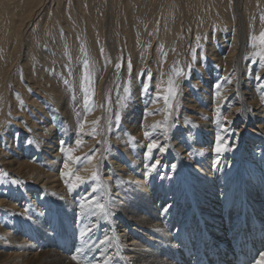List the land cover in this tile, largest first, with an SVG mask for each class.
I'll return each mask as SVG.
<instances>
[{"label":"bare ground","instance_id":"obj_1","mask_svg":"<svg viewBox=\"0 0 264 264\" xmlns=\"http://www.w3.org/2000/svg\"><path fill=\"white\" fill-rule=\"evenodd\" d=\"M186 1L189 7L183 8L186 4L180 5L178 0H0V101H6L3 93H8V85L13 84L16 93L14 91L11 96V107L14 112H21L22 120L33 130L28 133L21 123L22 133L18 137L12 138L13 141L6 137L8 146L0 140V166L12 170L16 180L27 183L26 188L12 191L9 188L12 185L6 182L0 188V209L9 213L21 212L25 217L31 216L32 210L48 211V203L57 201L69 205L66 212L71 209L76 215L72 223L64 210L54 212L51 206L52 216L47 222L20 223L3 228L9 226L3 221L9 214L1 210L0 238L7 237L10 230L17 232L11 239H5L7 243L0 242V264H110L117 258L122 264H178L173 263L178 257L171 252L168 259L153 253L152 236L148 234L151 229L162 228L166 218L180 217L179 206L189 193L194 196L188 201L197 204L201 214L208 218L217 217L219 210L224 213L231 210L232 217L240 219L241 207L253 211L257 206L252 203L256 189L251 185H261L264 180L257 182L255 177L248 175L246 168V181L238 173L248 161L236 159L246 156L254 169L260 165L264 168V45L259 39L264 32V0ZM50 4L55 8L52 9ZM189 17L190 22L184 23ZM156 21L162 26L157 45ZM110 22L112 27H120L118 32L123 38L120 41L126 42V58H130L135 66L131 106L118 124V130L109 134L105 125L106 131L99 130L95 134L99 141L95 138L89 141L85 132L81 135L71 133V122L80 127L79 111L72 108L58 74L65 78L77 74L72 79H79L81 64H84H78L76 59L87 49L91 60L83 69L85 72L91 69L93 79L100 81L95 84L97 112L82 118L85 121L82 120L81 126L85 128L96 116L101 117V88L110 74L111 62L116 60L115 50L118 49L117 40L113 39L112 43L106 40ZM183 26L185 30L193 27V43L189 44L188 56L191 60L198 57V73L191 85L197 89L187 94L185 102L188 106L179 119L163 128L165 103L160 95L164 90L165 74L160 77L153 67V76L148 72L142 75L140 68L149 51L154 62L163 46H169L167 51L177 49L183 37ZM28 27L33 28L29 31ZM207 28L213 31L208 34ZM198 39L205 42L202 54L203 48L196 46ZM153 42L155 47L151 49ZM49 61L58 65L57 71L52 65L56 71L52 74ZM101 64L106 65L104 70ZM75 65L79 70L73 73L65 68ZM250 68L256 71L253 75L248 73ZM43 80L48 87L42 85ZM34 88L38 97L31 93L32 97H29L26 90ZM21 101L26 103L25 107V103L19 106ZM188 110L193 112L192 117ZM106 118H102L104 122ZM43 135L50 136L44 143ZM218 142L222 148L220 152L216 151ZM79 144L81 147L77 146ZM149 145H154L150 152ZM257 146L260 154L253 157L250 151ZM79 153L84 160L74 163L73 157ZM214 163L216 166L210 168ZM230 165L235 168L229 169ZM189 167H199L198 172L207 175L195 177V189L185 183ZM142 169L165 173L170 170L172 176L179 172L182 177L180 187L176 189L169 185L168 190L165 186L154 187L149 194H145L147 191L132 192L133 201H127L123 206L113 204L110 196L122 197L131 186L129 182L135 181L133 179ZM224 171L229 172L230 177L223 174ZM77 177L83 178V183ZM136 182L138 184L140 180ZM77 191H83L88 201L73 197ZM164 203L170 210L163 211L157 221L156 210ZM16 204L27 209L18 211ZM258 209V215H262V208ZM166 226L170 228L169 224ZM235 226L220 224L218 230L228 235ZM47 229L54 241L45 239L39 246L42 251L24 239L36 240ZM193 230L187 227L177 236L194 233ZM206 230L210 236L207 227ZM74 231L78 234L74 242L76 249L65 256L63 253L70 247L68 235ZM99 235L100 240L94 243ZM210 240L216 246L218 241L211 236ZM4 245L14 251L5 252ZM263 257L264 254L261 259Z\"/></svg>","mask_w":264,"mask_h":264},{"label":"rangeland","instance_id":"obj_2","mask_svg":"<svg viewBox=\"0 0 264 264\" xmlns=\"http://www.w3.org/2000/svg\"><path fill=\"white\" fill-rule=\"evenodd\" d=\"M178 1H179L180 5L186 4V6H184L183 8L189 7L186 0H178ZM50 5H51L50 7L52 9L55 8L53 6V4H50ZM190 20H191V18L186 19V21L184 23L188 24L190 22ZM181 22H182V20H181ZM183 25H185V24H183ZM154 26H155V42L157 45L156 40H157L160 32H162V30H161L162 26L157 21L155 22ZM109 27H110V29L107 30V33H106V35H107L106 40L109 43H112L113 39L117 40L118 49H117V51L115 50L116 60L111 62V70L109 72L110 74H108L109 76L107 77L106 81L104 82V85L101 88L102 89V101H101L102 105L101 106L103 108L101 117L102 118H104V116L107 117L105 120L106 123L104 122V120L101 117L96 116L93 123L88 124V126L85 128L82 127L83 125L81 126V124L83 123L82 120H84L82 118H84V117L88 118L90 115H93L95 112H97V110H95L97 107V105H96V103H97L96 85H97V82L100 81V80H98V78H96L97 80L93 79L94 74L91 73V69H89V71H86L87 73L85 72V69H83V66H86L85 62H88L91 60L88 50L84 49V51H82V53H83L82 56L80 58L76 59V60H78V64L81 62H83V64H84V65L81 64L82 72L79 71V74H78V77L80 80L77 79L75 81L76 78L72 79L74 76H77V74H75V75L73 74V76L70 77L71 79L65 78V75L58 74L59 80L63 82L62 86L63 87L65 86V88H64L66 90L65 95H66V97H68V99H70L72 108H75V111H79L77 113L79 118L77 116V119L79 120L78 122H79L80 127H78L77 124H73L71 122V125H72L71 133L75 134V132H77L78 135H81V133L85 132L86 134H84V133L83 134L86 136V138L89 141H91V139H93V138H95L96 140L99 141V136H97L95 134L99 130L100 131H102V130L106 131V129H105L106 126H107V130H109L107 133H109V134L114 130H118V124L120 125L121 121L123 120L122 118H124L126 116V113L131 106V100H132L131 84L133 82V74H134L133 72L135 71V66L131 62L130 58H126V55H125L126 46L124 45V44H126V42H125V40L122 41L123 40L122 36L120 37V32H118L120 27L118 29L115 27H112L111 22L109 23ZM185 27H186V25H185ZM185 27H184V31H183V37L181 39L182 41L180 40V42L178 43L177 49L167 51L166 48L169 46L168 45L163 46L161 48V54L159 56H157V59L154 61L155 63L152 61L153 57H151V54L149 51V55L148 56L146 55L147 58H146L144 64L142 65V67L140 68V72L142 73V75H144L148 72L149 76L150 75L153 76V74H154L153 67L160 73L159 74L160 77H162V73L165 74V76L163 77L164 90L160 95L161 101H163L165 103L164 104L162 102L165 105V108L162 109V111H163L162 118H164L163 124H165L163 128H167V126L170 127L174 121L179 119L182 111H185L186 106H188L185 102V98L187 97V94L190 92V90H193V89L196 90L197 89V87L195 85H193V86H195L196 88L192 87L191 85L193 84L192 83L193 77L196 78L195 74L198 73V71H197L198 57L196 56L193 60H191V58L188 56V52H189V48H190L189 44L193 43V41H192L193 40V27L191 29L187 28L188 30H185L186 29ZM208 27L211 28V25H209ZM32 28L33 27H28L27 29H29V31H31ZM210 28H207L208 34H210L211 31H213V30H211L212 28L211 29ZM113 29H114V31H113ZM184 32L186 34H184ZM188 32H189V34H188ZM187 35H189V36H187ZM120 38L122 39L121 41H120ZM185 38L186 39L188 38V39L186 40ZM200 38H203V36L202 37L200 36ZM198 40L199 41H197L198 44L196 46L198 47V49L203 48V50L200 51L202 54L203 51L205 52V49H204L205 48V45H204L205 42L203 43L204 40L203 41H200V39H198ZM155 42H153L151 49L155 47ZM187 43H188V45H187ZM199 44H200V47H199ZM178 46H180V47H178ZM197 47H196V51H197ZM147 49H149V47ZM205 55H206V53H205ZM104 61H105V59H104ZM207 61L208 60L206 58V62ZM20 63H22V62L20 61ZM53 64H54L53 67L57 71L56 67L58 65L56 63L51 64V62L49 61V67L48 68L50 70V73L56 72V71H54V68H52ZM213 64L215 65V63H213ZM117 65H119V67H117ZM101 66H102L101 68L104 70L106 65L101 64ZM250 66L252 67V64ZM65 68H67V70H69V71H72V73L76 72V69L79 70L76 65L73 68L67 67V66ZM73 70H75V71H73ZM64 71H65V69H64ZM83 72H84V74H83ZM255 72L256 71L253 70V68H250V70L248 71V73L250 75H253ZM168 73H169V75H168ZM219 73H221L220 69H219ZM243 75H244V73H243ZM141 78L142 77L140 76V79H138L139 82H140ZM43 84H45V87L49 86L45 80H43L42 85ZM189 85H190V88H188ZM10 86H11V88H10ZM170 89H171V91H170ZM146 90L147 89H144V91H146ZM14 91L16 93V88L13 86V84L8 85V93H5L3 91L4 92L3 94L6 97V101L5 100L0 101V109H1L0 110V140L4 141V143H2V144H7V138H6L7 136H9V138H11L10 141H13L12 138L18 137V135L20 133H22V131H20V129L22 128L21 123L23 124L24 128H27L28 133L33 131L30 128V126L29 127L27 126L28 123L22 120L23 119L22 115H20L21 112L20 113L18 111L14 112V109H12L13 106L11 103L12 102L11 96L14 93ZM26 91H27V93L29 91V93H28L29 97H32V96L33 97L35 96V98L38 97V94H37L38 91L35 90V88L34 89H28ZM30 93L32 94V96ZM6 94H8V95H6ZM120 95H121V97H120ZM166 97H167V100L165 99ZM24 103L25 102L21 101L19 103V106H21V105L23 106ZM5 104H6V107H5ZM9 104H11V105H9ZM3 105L8 110V112L3 107ZM25 105H26V103L24 104V107H25ZM26 108H28V107L26 106ZM187 113L190 117L193 116V112H191L190 110H188ZM73 115H74V113H73ZM73 115H72V117H74ZM160 124H161V120H160ZM169 127H168V129H169ZM73 134H71V135H73ZM32 137L37 139V137H35L34 135ZM42 137H44V135ZM44 138H42L43 143H44V141H47L48 138H50V136H45ZM61 142H63L62 144H64V139H62ZM17 143H19V141H17ZM8 145L9 144H7V146ZM93 145H95V144H93ZM21 146H23V144L20 145V148H21ZM77 146L81 147L80 144ZM24 147H25V144H24ZM6 149H7V147H6ZM251 152H252L253 157H258V153L260 154V150L258 149V146L256 147V149L253 148L250 151V153ZM80 154L81 153H79L78 155L73 157L74 163L76 161L82 162L84 160V158H82V154L81 155ZM211 157H213V156H211ZM241 159H243L244 161L246 160L245 162L248 161L247 164H243V166H241V168H240L241 174L240 173H238V174L241 177L245 178V176L247 175L246 174V168H248L249 169L248 175L255 177L257 182H260L261 179L264 180V175H262V173L264 172L263 166L260 165L259 167L254 169L252 164L249 162L248 157L245 156L242 158V156H241V157L237 158L236 161H241ZM224 161H226V160H224ZM36 162H37V160L35 161V163ZM231 162H233V161H231ZM61 163H62V160H61ZM221 163H224L223 160ZM0 164H1V160H0ZM216 164L217 163L212 164L210 168H214L216 166ZM201 166L202 165L200 164L199 167H201ZM199 167L198 168H195V167H192V168L189 167L188 168V173H187V177H186L187 182H185V183H188L191 186H193V189H195L194 183L196 182V179H195L196 176L201 174L202 176L207 177L206 174L198 172ZM230 168L234 169L235 165H230L229 169ZM236 168H237V166H236ZM143 170L144 169L139 170L140 174H138V177L136 179H133L135 181L129 182L131 184V186L128 187V185H127V187L129 189H128V191H125V193L123 194L122 197L110 196V198H113V199H111L113 204L117 203V204L123 206L127 201H133L135 199V196L132 195V192H138L139 191V192L145 193V191H147L145 194H149L151 191H153L154 187H159V186L164 187L165 186V190H168L169 185H171L172 187H174L176 189H178L180 187L181 183H179V182L181 181L180 178H182V177L180 176L179 172L176 174H173V176H172V175H170V170L168 171V173H165V172H162L159 170L155 171L154 169H153V171H150L147 169L146 172ZM226 172H227V170H226ZM226 172L224 171L223 174H225ZM226 174L228 177H230L229 172ZM201 175H200V177H201ZM15 176L16 175H14V172H12V170L10 171V169H8L7 167H5V166L1 167L0 166V188H3L2 186H4L6 182H8L9 184L12 185L9 187L12 191H14L15 189L26 188L27 183L22 179H21V181L16 180ZM11 177H15V178H11ZM40 179L42 180V178H40ZM138 180H140V182L137 184L136 181H138ZM245 180H246V178H245ZM251 186H253L256 189V192H255L256 195L251 199H252L253 204L257 203V206L256 207L254 206L253 211L249 207L243 206L241 208L243 210H244V208H246V217H248V219L251 216H253V217L257 218L261 224H264V181L261 185L258 183L257 186H255V185H251ZM262 187H263V189H262ZM83 194H84L83 191H81V192L77 191L76 193L72 194V196L75 197L76 199L77 198H83L84 201L87 202L88 199H86V197H84ZM35 195L39 196V193H36ZM190 196H194V194L189 193L188 197L185 199V202L183 203V205L179 206V203H177V208L179 206V209L181 210L180 217H176V219L173 217L166 218L165 220L162 221V226H163L162 228H160L159 230H156V229L152 230L151 229V233L148 234V235L152 236L153 247L151 248V250L153 251V253H158L162 257H165L166 259H168V258H170L169 253L171 252L172 254H174L175 256L178 257V260L173 261V263H175V262L177 263L179 260H181V256L179 254L175 253L176 246H175L174 239L176 237H178L177 234L181 230H183L187 227L189 229H194L193 231L196 232L197 231L196 220H198V222L200 220L205 222L204 225H206V227L208 228V230L210 232V236L212 237L213 240L222 241L226 245H228L231 242V239H229L227 237V235H224L221 231H219L218 226L220 224H229L230 226L237 225L236 223L239 220L237 218L232 217L233 212L231 210H228L226 213L219 210L217 217L208 218L206 215L201 214V212H200L201 210H198L199 208L197 207V204H193V203H190V201H188V198ZM39 200H42V198H40V196H39ZM168 201H170V199H168ZM73 202L74 201L72 199V203ZM21 203H23V201H21ZM169 203L171 204V201ZM242 204L243 203L237 204L236 206H241ZM51 206L53 207L54 212H61V210H64L66 212V209L70 207L69 205H67L63 202L58 203L57 201H52L50 204L48 203V206L46 207L47 209H49L48 211L44 210L41 213H38V212H35L32 210V215L30 216V214H28V210H26V213L28 215L25 217L21 214V212L9 213V211L6 209H0V213L2 210V211H5L6 213L9 214V218L3 220L4 223L9 224V226H7V227L2 226V227L3 228H9V227H12L14 225L17 226V224L20 225V223H22V224L27 223L28 224L31 222H37V223L38 222H47V220H49L52 216V215L50 216ZM39 207L43 208L41 204L39 205ZM258 208H262V210H263L262 215H258V213H257V210H259ZM15 209H18V211H22V210L27 209V208L19 206V204H16ZM169 210H170V207H167L166 203L158 206V209L156 210L157 211V221H159L158 216L163 211L169 212ZM243 210H242V212H243ZM73 211L74 210L69 209V211L66 212L68 215H70V221L72 223L74 222V220L76 218V215H74ZM5 212H2V214ZM186 212H189V213H186ZM24 218L29 219L30 221L24 220ZM37 223H31V224H37ZM167 224L170 225V228H168V226H166ZM15 230L14 229L10 230V234L7 237L2 236L0 238V242L7 243V240H5V239H11L12 236H14L17 232V230L16 231ZM119 230L120 229H118V231ZM13 232H14V234H13ZM134 233H135V231H134ZM51 234H52L51 231L47 229V231L43 230L41 237L36 239V240H33V239L31 240L29 237H25L24 239H26L28 242H30L34 246V248L37 249L40 246V244H44L45 239L50 241L51 243H52V241H54V236ZM100 236L101 235L96 237L93 240V242L96 243L97 241H99ZM68 237H69V240L67 239V241H68V244L70 245V247H68L67 250L63 253L65 256L70 255L72 253V251L76 249L74 242L77 240L78 234H77V232L74 231V233L68 235ZM7 246H9V245H4V247L2 248L5 252L14 251L13 248L7 247ZM53 246L56 247L54 244H53ZM119 248L122 249L121 247H119ZM42 250L43 249H41V251ZM110 264H122V260L117 258L113 262H111Z\"/></svg>","mask_w":264,"mask_h":264},{"label":"snow or ice","instance_id":"obj_3","mask_svg":"<svg viewBox=\"0 0 264 264\" xmlns=\"http://www.w3.org/2000/svg\"><path fill=\"white\" fill-rule=\"evenodd\" d=\"M253 39H257L256 37H253ZM259 39H260V42H261V44L262 45H264V32H261V34H260V37H259ZM85 64L87 65V62H85ZM117 67H119V65H117ZM171 83V82H170ZM170 91H171V89H170ZM166 100H167V97L165 98ZM147 135V134H146ZM219 137H217V140L219 141ZM154 147V145H149V152L151 151V149ZM222 150V148H221V145H220V143L218 142L217 143V147H216V151L217 152H220ZM93 176H95V173H93ZM77 179L81 182V183H83V178H81V177H77ZM73 259H75V257H73ZM258 264H264V258H262V260L261 261H258Z\"/></svg>","mask_w":264,"mask_h":264}]
</instances>
